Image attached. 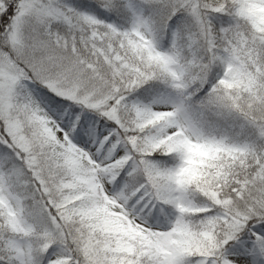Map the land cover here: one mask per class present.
I'll list each match as a JSON object with an SVG mask.
<instances>
[{
  "label": "snow or ice",
  "instance_id": "obj_1",
  "mask_svg": "<svg viewBox=\"0 0 264 264\" xmlns=\"http://www.w3.org/2000/svg\"><path fill=\"white\" fill-rule=\"evenodd\" d=\"M0 264H264V0H0Z\"/></svg>",
  "mask_w": 264,
  "mask_h": 264
}]
</instances>
